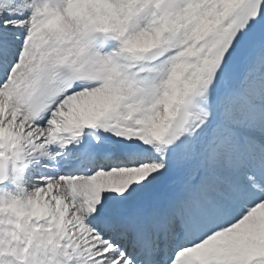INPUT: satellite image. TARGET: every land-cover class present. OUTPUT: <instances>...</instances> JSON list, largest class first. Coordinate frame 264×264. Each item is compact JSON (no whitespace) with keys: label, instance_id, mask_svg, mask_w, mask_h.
<instances>
[{"label":"snow or ice","instance_id":"snow-or-ice-1","mask_svg":"<svg viewBox=\"0 0 264 264\" xmlns=\"http://www.w3.org/2000/svg\"><path fill=\"white\" fill-rule=\"evenodd\" d=\"M0 264H264V0H0Z\"/></svg>","mask_w":264,"mask_h":264}]
</instances>
